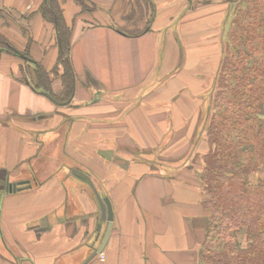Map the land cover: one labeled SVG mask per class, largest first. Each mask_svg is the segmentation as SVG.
I'll return each instance as SVG.
<instances>
[{
	"label": "crops",
	"instance_id": "crops-1",
	"mask_svg": "<svg viewBox=\"0 0 264 264\" xmlns=\"http://www.w3.org/2000/svg\"><path fill=\"white\" fill-rule=\"evenodd\" d=\"M42 1L0 0V8L17 17ZM92 1L98 10L78 15L74 1L63 0L74 27L70 101L36 92L22 79L21 60L0 56V264H198L209 215L195 157L228 0L183 15V0H152L151 26L147 16L124 21L134 0ZM22 25L8 20L2 32L53 69V26L41 15L29 34ZM52 87L60 94L61 79ZM13 184L21 190L9 193ZM106 198L114 214L107 241Z\"/></svg>",
	"mask_w": 264,
	"mask_h": 264
},
{
	"label": "trees",
	"instance_id": "trees-1",
	"mask_svg": "<svg viewBox=\"0 0 264 264\" xmlns=\"http://www.w3.org/2000/svg\"><path fill=\"white\" fill-rule=\"evenodd\" d=\"M73 1L78 15H92L99 7L92 0ZM144 1L149 25L155 6L152 0ZM228 1L234 6L224 31L204 140L195 157L202 167V208L209 215L198 264H264V0ZM64 6L63 0H43L34 12L17 17L0 8V56L19 58L22 79L29 77L36 92L48 93L60 103L70 101L76 88L70 59L74 27L65 20ZM36 15L55 30L59 53L51 70L33 60L28 46L20 51L2 32L8 20L16 18L23 24V35L29 34ZM135 15L131 10L124 21L132 22ZM55 78L63 84L58 95L52 87Z\"/></svg>",
	"mask_w": 264,
	"mask_h": 264
},
{
	"label": "rangeland",
	"instance_id": "rangeland-1",
	"mask_svg": "<svg viewBox=\"0 0 264 264\" xmlns=\"http://www.w3.org/2000/svg\"><path fill=\"white\" fill-rule=\"evenodd\" d=\"M131 1L132 0H130V3H131ZM134 1H136V3L134 4V6L132 7V10H134V11H136V16H135V18H137L138 20H135L134 19V21L133 22H142L143 21V19H142V16H141V14H140V12H141V10H140V8H139V6H138V4H140L141 6H142V11H143V16L146 18V16L148 17V19H149V17H150V14H147L148 13V11L146 12V7H145V3H146V1H144V0H140V1H138V0H134ZM207 1H209V0H183L182 1V7H181V12H180V15H183L186 11L188 12V10H193V8H196V9H198L200 6H204V4H206V2ZM228 2V4L230 5L229 6V14L231 13V10L233 9V3H231V2H229V1H227ZM229 14H228V16H229ZM198 15H200V13L198 12ZM179 16V15H178ZM228 16H227V18L225 17L224 18V21H223V27L225 26L226 27V25H227V23H228ZM11 20H13V18H11ZM148 26H151V24H149ZM224 27V28H225ZM225 31V30H224ZM19 59V58H18ZM20 60V59H19ZM202 246V245H201ZM201 249V248H200Z\"/></svg>",
	"mask_w": 264,
	"mask_h": 264
},
{
	"label": "water",
	"instance_id": "water-1",
	"mask_svg": "<svg viewBox=\"0 0 264 264\" xmlns=\"http://www.w3.org/2000/svg\"><path fill=\"white\" fill-rule=\"evenodd\" d=\"M16 54H18V56L20 58H22L23 60L27 61V62H32V60L28 57H26L25 55H23L22 53H20L19 51H15ZM45 97L49 98L51 101H53L54 103L58 104V105H62L63 103L58 102L57 100H55V98H53V96H51L48 93H44L43 94ZM28 182H23L20 185H25ZM21 189L18 188L17 184H13V185H9L8 186V192L9 193H16L17 191H19ZM103 206L104 208L107 209V221L110 223L109 226V230L108 233L106 235L105 241H107V239L109 238L110 234H111V229H112V224L114 221V214H113V207L112 204L110 202V200L108 198L103 200ZM101 251L95 250L94 253L88 258L87 263H89L90 261H92Z\"/></svg>",
	"mask_w": 264,
	"mask_h": 264
},
{
	"label": "built area",
	"instance_id": "built-area-1",
	"mask_svg": "<svg viewBox=\"0 0 264 264\" xmlns=\"http://www.w3.org/2000/svg\"><path fill=\"white\" fill-rule=\"evenodd\" d=\"M101 256H102V258H104V255L103 254Z\"/></svg>",
	"mask_w": 264,
	"mask_h": 264
}]
</instances>
